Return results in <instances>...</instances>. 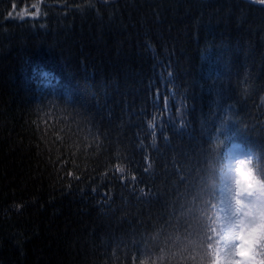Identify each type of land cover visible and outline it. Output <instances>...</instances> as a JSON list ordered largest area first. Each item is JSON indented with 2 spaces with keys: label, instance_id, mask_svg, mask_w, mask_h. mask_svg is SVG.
I'll use <instances>...</instances> for the list:
<instances>
[{
  "label": "trees",
  "instance_id": "1",
  "mask_svg": "<svg viewBox=\"0 0 264 264\" xmlns=\"http://www.w3.org/2000/svg\"><path fill=\"white\" fill-rule=\"evenodd\" d=\"M224 135L264 152L256 0H0V264H135Z\"/></svg>",
  "mask_w": 264,
  "mask_h": 264
},
{
  "label": "clouds",
  "instance_id": "2",
  "mask_svg": "<svg viewBox=\"0 0 264 264\" xmlns=\"http://www.w3.org/2000/svg\"><path fill=\"white\" fill-rule=\"evenodd\" d=\"M173 203L135 264H264V152L226 135L214 140Z\"/></svg>",
  "mask_w": 264,
  "mask_h": 264
},
{
  "label": "snow or ice",
  "instance_id": "3",
  "mask_svg": "<svg viewBox=\"0 0 264 264\" xmlns=\"http://www.w3.org/2000/svg\"><path fill=\"white\" fill-rule=\"evenodd\" d=\"M256 2H257L258 4H260V5H264V0H256ZM33 7H36V5H33ZM38 14H39V8L37 7V11H36L35 13H32V15L35 16V15H38ZM10 15H11V13H10ZM217 77H219V73H217ZM156 99H157V102H158L159 99H160V93H159V90H157V92H156ZM168 105H169V100H168V97L165 96V97H164V111H167V110H168ZM155 106H157V105H154V107H155ZM180 110H181L180 108L177 109L178 112H179ZM156 119H157V117H156L155 115H153V119H152V121H149V124H148V127H149L150 129H152L153 144H155V135H156V133H155V121H156ZM163 123H164V122L161 121V124H160L161 131H163ZM172 126L174 127L175 125H172ZM141 147H143L142 142H141ZM145 161H147V156H145ZM148 167L150 168L151 165L149 164ZM118 171L123 172L124 169H123V168H119ZM146 171H147V169H146ZM69 175H71V173H69ZM133 178H134V177H133Z\"/></svg>",
  "mask_w": 264,
  "mask_h": 264
},
{
  "label": "water",
  "instance_id": "4",
  "mask_svg": "<svg viewBox=\"0 0 264 264\" xmlns=\"http://www.w3.org/2000/svg\"><path fill=\"white\" fill-rule=\"evenodd\" d=\"M250 1H253V0H250Z\"/></svg>",
  "mask_w": 264,
  "mask_h": 264
}]
</instances>
